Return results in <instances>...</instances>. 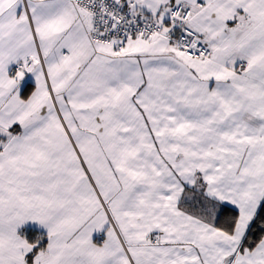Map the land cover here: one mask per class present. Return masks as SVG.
<instances>
[{
  "label": "crops",
  "instance_id": "1",
  "mask_svg": "<svg viewBox=\"0 0 264 264\" xmlns=\"http://www.w3.org/2000/svg\"><path fill=\"white\" fill-rule=\"evenodd\" d=\"M138 1L159 22L192 7L211 56L164 38L118 56L70 0H0V264H264V239L240 252L264 203V0ZM186 189L236 210L234 234ZM24 230L48 240L31 263Z\"/></svg>",
  "mask_w": 264,
  "mask_h": 264
},
{
  "label": "built area",
  "instance_id": "2",
  "mask_svg": "<svg viewBox=\"0 0 264 264\" xmlns=\"http://www.w3.org/2000/svg\"><path fill=\"white\" fill-rule=\"evenodd\" d=\"M77 4L91 20L92 40L118 56L129 51L137 40L164 38L173 43L187 57L207 59L211 56L209 44L191 27L194 9L184 2H174L166 12L165 20L155 21L143 15L138 0H70ZM201 7V6H200ZM236 28H232L234 33ZM41 63L32 58L16 65L11 75L22 80Z\"/></svg>",
  "mask_w": 264,
  "mask_h": 264
},
{
  "label": "trees",
  "instance_id": "3",
  "mask_svg": "<svg viewBox=\"0 0 264 264\" xmlns=\"http://www.w3.org/2000/svg\"><path fill=\"white\" fill-rule=\"evenodd\" d=\"M32 90V86L28 85L23 91V97L27 98ZM180 205L189 214L229 235H233L237 228L239 213L236 210L221 204L217 200L210 199L204 194V192L199 191V189H186V197ZM24 233L30 243H39L38 246L33 247L32 252L28 255L29 259H27L29 260V263H31V256H34L36 252L45 249L48 240L47 236L40 231L24 230ZM263 239L264 203L259 209L242 241L240 252L254 250Z\"/></svg>",
  "mask_w": 264,
  "mask_h": 264
}]
</instances>
